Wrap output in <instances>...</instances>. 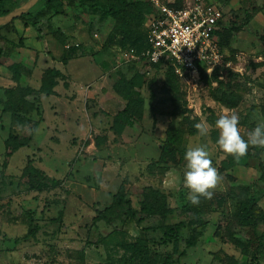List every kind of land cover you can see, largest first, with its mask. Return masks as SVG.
Segmentation results:
<instances>
[{
	"label": "rangeland",
	"instance_id": "374dc122",
	"mask_svg": "<svg viewBox=\"0 0 264 264\" xmlns=\"http://www.w3.org/2000/svg\"><path fill=\"white\" fill-rule=\"evenodd\" d=\"M47 1L30 10L35 28L15 21L1 29L0 264H145L121 248L138 241L151 251L149 264H165L171 239L180 254L170 264H264V148L249 147L258 158L237 161L219 149L214 127L235 111L247 138L264 122V0H204L224 12L227 30L222 66L200 80L130 57L129 39L156 14L152 0H76V8L52 0L57 16ZM51 69L67 74L56 86L66 99L38 93ZM128 94L131 117L117 124ZM201 120L207 137L194 127ZM170 128L181 153L207 146L221 176L212 199L191 204L185 160L160 162ZM11 135L32 141L4 166ZM251 199L256 236L243 225ZM192 216L205 226L192 227Z\"/></svg>",
	"mask_w": 264,
	"mask_h": 264
},
{
	"label": "built area",
	"instance_id": "2783aa9c",
	"mask_svg": "<svg viewBox=\"0 0 264 264\" xmlns=\"http://www.w3.org/2000/svg\"><path fill=\"white\" fill-rule=\"evenodd\" d=\"M156 14L149 20L146 47L141 54L129 50L134 60L170 65L178 77L200 80L222 66L219 34L226 28L224 12L204 0L171 7L166 0H152Z\"/></svg>",
	"mask_w": 264,
	"mask_h": 264
},
{
	"label": "trees",
	"instance_id": "16d2710c",
	"mask_svg": "<svg viewBox=\"0 0 264 264\" xmlns=\"http://www.w3.org/2000/svg\"><path fill=\"white\" fill-rule=\"evenodd\" d=\"M52 0H48L47 4L51 10L54 11V15H60L61 12L57 11V8L55 4L51 2ZM62 4H67V6H70L72 8L76 7H81L82 4H79L76 2V0H60ZM10 4V0H0V17L5 16L9 14V10L6 9V6ZM169 6L171 7H183V5H180L177 1L170 3ZM156 10V9H154ZM156 12V11H155ZM15 21H20L23 23L25 27H36V23H32L30 20V12L23 15L19 19ZM13 21V22H15ZM12 22V23H13ZM9 25V24H8ZM7 26V25H5ZM5 26L0 27V43L4 41V37L1 33V29ZM227 27L224 28V30L219 34V40L224 36L226 33ZM146 31H144L143 36H135L131 39H129L128 42L131 43L129 46V49H135L137 54H141L142 51H144L146 47ZM124 42V41H123ZM125 43V42H124ZM77 54V48H73L68 52V57L74 58L76 57ZM156 66H162V65H156ZM13 74L17 79H20V74L16 71V69L13 68ZM63 74L56 70V69H51L47 74L45 79L43 80L42 86L39 90L40 95H44L46 97H50L55 95V87L57 86V80L60 78H63ZM133 95L128 94L125 97V100L128 101L126 108L117 115L115 118V122L117 124H123L126 123L129 118L131 117V107H132V102H133ZM191 135H195V132H191ZM180 133L178 130L174 128H170L169 131L167 132L166 140L162 143L161 147V158L160 162L163 164H178L179 161L184 160V155L185 153H181L180 150L178 149V144L180 142ZM31 139H26V140H21L18 136L16 135H11L8 139V144L6 147V153H5V163L4 166H6L7 161L10 160L20 149L29 147L31 144ZM245 157L248 158H258V156H252V154L247 153ZM217 204L218 207L222 208L225 204V198L224 196H219L217 198ZM254 206V200L251 199L245 204L242 205V216H243V225L248 227L253 235L256 236V226H255V221L253 218V215L251 213V208ZM205 222L202 219L201 216H192L190 220V225L192 227H203L205 226ZM179 229L175 228L171 232L173 233H178ZM173 242V250L172 254L169 256L165 264H170L173 260L174 256H178L180 254V242L175 239H171ZM196 246V243L193 240H188L187 241V247L188 248H194ZM121 248L126 252L130 253L133 258L141 259V262H144L145 264H149L150 259H151V251L150 249L145 246L142 242H136V243H123L121 245Z\"/></svg>",
	"mask_w": 264,
	"mask_h": 264
},
{
	"label": "clouds",
	"instance_id": "9594fccd",
	"mask_svg": "<svg viewBox=\"0 0 264 264\" xmlns=\"http://www.w3.org/2000/svg\"><path fill=\"white\" fill-rule=\"evenodd\" d=\"M239 124L240 117L235 111L220 114L214 124L219 132L216 141L219 149L237 161L247 155L249 147L264 148V122L247 133V138L242 136ZM194 127L201 137L208 136L209 127L205 121L201 120ZM184 160L186 164L183 187L189 190L188 200L191 204L198 205L201 198L212 199L221 176L218 169L213 166L207 146L188 147Z\"/></svg>",
	"mask_w": 264,
	"mask_h": 264
},
{
	"label": "water",
	"instance_id": "95a60500",
	"mask_svg": "<svg viewBox=\"0 0 264 264\" xmlns=\"http://www.w3.org/2000/svg\"><path fill=\"white\" fill-rule=\"evenodd\" d=\"M39 2V0H29L25 5L20 8L10 12L5 16L0 17V27L8 25L13 21L19 19L23 15L30 12V10Z\"/></svg>",
	"mask_w": 264,
	"mask_h": 264
},
{
	"label": "crops",
	"instance_id": "0c3cea01",
	"mask_svg": "<svg viewBox=\"0 0 264 264\" xmlns=\"http://www.w3.org/2000/svg\"><path fill=\"white\" fill-rule=\"evenodd\" d=\"M170 3H172V2H170ZM57 70L60 71V72L62 73L61 70H59V69H57ZM63 73H64V72H63ZM63 73H62V74H63ZM63 75H66V76H67L66 73H64ZM70 82H71V83H70V85H69V88H70V92H69V93L73 94V96H74V95H76V91L78 90V89H77L78 87L75 86V85L73 84V83L76 82V81L73 82V81L71 80ZM58 87H59V86H58ZM58 87H56L55 90H54V91H55V95L50 96V97H56V98H62V97H65V99H66V96H67L66 92H65V94L60 93L59 90H58ZM74 87H75L76 89H75ZM79 88H80V87H79ZM81 88H82V87H81ZM82 92H83V91H82ZM42 100H43V98H42ZM72 103L74 104L75 102L72 101Z\"/></svg>",
	"mask_w": 264,
	"mask_h": 264
}]
</instances>
